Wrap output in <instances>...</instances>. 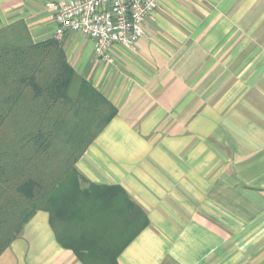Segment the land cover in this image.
I'll list each match as a JSON object with an SVG mask.
<instances>
[{
	"label": "crops",
	"instance_id": "obj_1",
	"mask_svg": "<svg viewBox=\"0 0 264 264\" xmlns=\"http://www.w3.org/2000/svg\"><path fill=\"white\" fill-rule=\"evenodd\" d=\"M49 1L0 0V30L27 33L34 43L54 38ZM59 43L74 71L116 108L77 171L122 187L148 218L117 263L237 264L222 254L221 212L207 227L201 216L209 212L194 204L207 197L201 186L215 192L228 170L245 180L264 219V0H160L134 49L112 47V63L99 61L81 34ZM211 131L219 142L207 140ZM209 197L221 203L223 195ZM0 264L83 263L57 242L49 214L39 210Z\"/></svg>",
	"mask_w": 264,
	"mask_h": 264
},
{
	"label": "trees",
	"instance_id": "obj_2",
	"mask_svg": "<svg viewBox=\"0 0 264 264\" xmlns=\"http://www.w3.org/2000/svg\"><path fill=\"white\" fill-rule=\"evenodd\" d=\"M7 35L0 30V254L42 210L83 264H118L147 215L122 187L90 182L75 167L116 108L57 40Z\"/></svg>",
	"mask_w": 264,
	"mask_h": 264
},
{
	"label": "built area",
	"instance_id": "obj_3",
	"mask_svg": "<svg viewBox=\"0 0 264 264\" xmlns=\"http://www.w3.org/2000/svg\"><path fill=\"white\" fill-rule=\"evenodd\" d=\"M160 0H53L46 3L55 22L53 37L60 42L74 32L93 42L96 58L112 63L115 45L135 48L143 24Z\"/></svg>",
	"mask_w": 264,
	"mask_h": 264
},
{
	"label": "rangeland",
	"instance_id": "obj_4",
	"mask_svg": "<svg viewBox=\"0 0 264 264\" xmlns=\"http://www.w3.org/2000/svg\"><path fill=\"white\" fill-rule=\"evenodd\" d=\"M211 139L209 142H219L213 137L212 131L209 133ZM209 159V160H208ZM211 154L207 156V162L212 161ZM223 163V162H222ZM223 185L219 188L206 184L201 186L204 191V201L194 204L199 209L196 211L209 212L202 220L206 222V226H214L212 215L221 212V237H222V254L226 262L230 259L237 258V264H243L247 259H252L253 264H264V219H262V206L260 203H249L247 190L245 187V180L238 176H232L228 170L221 171ZM234 173V172H233ZM238 171L237 174H241ZM235 174V173H234ZM210 181V180H209ZM224 183H227L225 185ZM254 194L258 193L257 189ZM221 194L222 202H215L209 195ZM185 205V204H183ZM182 204H175L176 209L185 210ZM190 205V204H189ZM192 206V205H190ZM201 208V209H200ZM182 210V209H181ZM234 258H230L233 257ZM224 264V263H223Z\"/></svg>",
	"mask_w": 264,
	"mask_h": 264
}]
</instances>
